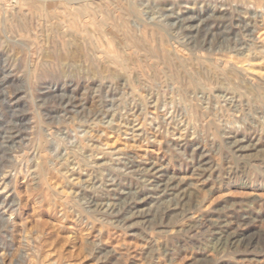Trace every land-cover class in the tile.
Wrapping results in <instances>:
<instances>
[{"label":"rangeland","instance_id":"obj_1","mask_svg":"<svg viewBox=\"0 0 264 264\" xmlns=\"http://www.w3.org/2000/svg\"><path fill=\"white\" fill-rule=\"evenodd\" d=\"M47 1L0 0V264H264V0Z\"/></svg>","mask_w":264,"mask_h":264},{"label":"bare ground","instance_id":"obj_2","mask_svg":"<svg viewBox=\"0 0 264 264\" xmlns=\"http://www.w3.org/2000/svg\"><path fill=\"white\" fill-rule=\"evenodd\" d=\"M38 1H39V2H43V0H38ZM46 1H47V0H45V2H46ZM50 1H51V0H50ZM47 2H48V1H47ZM44 4H45V3H44ZM32 6H33V5H32ZM127 8H128V7H127ZM45 9H46V8H45ZM126 13H127V12H126ZM42 16H43V15H42ZM20 17H21V16H20ZM14 18H15V20H14ZM14 18L12 19V18L10 17V18H8V19H9L10 21H11V20H12V21H15V23H14L15 26H19V27H20V26H21V27L23 26V27H24V18H25V17L23 18V20H22L21 18H20V19H18V18H16V17H14ZM16 19H18V20L16 21ZM4 20H5V19H4ZM4 20H3V21H4ZM3 21H2V22H3ZM25 23H26V21H25ZM18 29H19V28H18ZM18 29H17V32H18ZM22 29H24V28H22ZM22 29H21V30L19 29V30L22 32V31H23ZM20 31H19V32H20ZM133 33H134V32H133ZM129 38H130V39H129L128 41H130V45H131V43H132L133 45L135 44V46H136V45H137V46H141V48L144 47V46H143L144 42L142 41L143 36L139 38V37H136V36L134 37V36L131 35ZM141 38H142V39H141ZM147 39H148V37H147ZM147 39H145V40H147ZM143 40H144V39H143ZM145 40H144V41H145ZM149 40H150V39H149ZM111 43H112V42H111ZM127 44H129V43H127ZM145 45H146V44H145ZM148 45H149V43L147 44V46H148ZM135 46H134V47H135ZM150 46H151V47H150ZM153 46H154V45H153ZM113 47H114V46H113ZM113 47H112V48H113ZM262 47H263V46H262ZM112 48H111V49H112ZM144 48H145V47H144ZM151 48H152V49H151ZM146 49H148V47H146ZM153 49H154V48L152 47V45H149V50H148V51H151V52H152ZM107 50H108V49H107ZM116 50H117V49H116ZM146 52H147V51H146ZM153 52H154V51H153ZM119 53H120V52H119ZM165 53H166V52H165ZM120 54H121V53H120ZM112 56H113V55H112ZM161 56H163V55H161ZM114 57H115V56H114ZM115 59H116V58H115ZM113 64H114V63H113ZM186 68H187V67H186ZM179 69H180V68H179ZM176 78H177V77H176ZM174 79H175V78H174ZM174 79H173V80H174ZM201 83H202V80H201ZM178 84H179V83H178ZM200 85H201V84H200ZM204 85H205V84H204ZM185 89H186V88H185Z\"/></svg>","mask_w":264,"mask_h":264}]
</instances>
